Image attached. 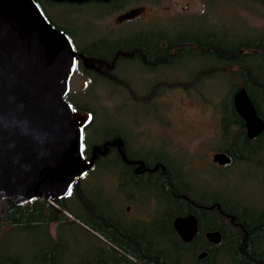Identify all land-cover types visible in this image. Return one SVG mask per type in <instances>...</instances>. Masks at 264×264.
I'll list each match as a JSON object with an SVG mask.
<instances>
[{
  "label": "trees",
  "instance_id": "obj_1",
  "mask_svg": "<svg viewBox=\"0 0 264 264\" xmlns=\"http://www.w3.org/2000/svg\"><path fill=\"white\" fill-rule=\"evenodd\" d=\"M34 1L49 24L68 37L76 54L74 73H80L85 79L93 74L106 83L122 87L132 100L146 103L147 94L144 96L136 94L128 80L117 72L122 63L137 62L143 69L152 71L162 66H170L181 54H196L207 60L210 65L203 69L204 72H199L187 80L191 86L202 77L209 76V80H212L224 70L228 71L230 80L226 100L228 105L223 102L218 107L217 103H214V111L219 116L223 147L220 150L230 158V163L222 167L242 163L258 164V167L264 168L263 163H258L254 159L259 146L264 144V132L259 137L249 140L246 137L244 122L236 114L232 103L233 94L239 88H245L258 115L264 121V65L252 62L260 60L264 63V43L233 42L229 38L227 41L225 36L213 29L193 37L170 38L167 34L150 32L137 36H123L112 41L110 39L114 37L113 34L104 36L95 32L83 34L78 28L70 30L69 26L62 23H53L47 13L48 9L55 5L74 7L97 5L81 6L51 0ZM159 1L134 0L133 4L137 2L158 4ZM259 1L258 6L264 8V0ZM205 2L207 0H203L204 4ZM124 3V0H113L108 10L129 5ZM205 10L204 6L202 14ZM73 94L68 90L66 101L72 106L74 114L82 112L89 115L88 122L80 126L83 128L82 152L85 160H91L94 149L102 152L105 142L114 143L118 138L122 141L120 149L124 158L131 161L139 160L146 168L155 169L153 175H146L137 184L136 179L132 178L136 184L134 191L142 187L146 191L155 192L152 195L151 192L146 194V199H153L157 208L154 217L146 223L144 239L132 238L123 230L113 227L104 217L102 199H105L106 192L102 184H97V178L94 176L102 166L100 159L111 161L117 166L116 170L120 175L126 171L116 148L107 147L106 154L95 155V164L89 175L95 182L93 185L89 183L80 185L77 180L67 196L57 200L38 198L23 205H15L9 199H0V240L5 236L2 232L3 226L12 227L10 235L14 232H34L41 239L38 246L48 254L41 261L42 264H78V259L58 256L60 251L64 254L69 253L65 236L72 234L76 229L83 232L93 251L102 252L113 264H264V202L261 201L257 205L238 199L230 202L225 199L227 196L223 193L212 192L211 187L207 190L203 187L195 190L182 180L184 175L181 168L174 167L164 157L149 158L147 154H151L150 152L145 156L134 154L133 149L128 147L131 143L125 134L115 133L100 142L91 141V135L100 134L93 126L95 114L90 106L71 100ZM155 163L159 164L155 166ZM120 178L119 181L122 182L120 188L123 189L125 179L122 175ZM95 193L99 195L98 209L94 199ZM188 214L196 216L199 230L190 243H184L173 229L172 221L176 217ZM52 225L56 229L54 235L49 229ZM209 231H218L221 234L219 244H211L205 238V233ZM202 252H205L206 256L199 259L198 255ZM13 261L14 257L0 251L2 264H14Z\"/></svg>",
  "mask_w": 264,
  "mask_h": 264
},
{
  "label": "rangeland",
  "instance_id": "obj_2",
  "mask_svg": "<svg viewBox=\"0 0 264 264\" xmlns=\"http://www.w3.org/2000/svg\"><path fill=\"white\" fill-rule=\"evenodd\" d=\"M124 1V5H129L116 9L114 15H103L106 8L102 6L70 5L52 6L47 13L53 23H62L70 30L78 28L83 34L95 32L104 36L113 34L112 41L150 32L167 34L170 38L193 37L213 29L227 41L229 38L233 42L264 43V8L258 6L259 0H207L205 4L203 0H160L158 4ZM204 6L206 10L202 14ZM133 9H140L141 15L117 21L119 16ZM190 55L181 54L170 66L152 71L143 69L137 62L119 65L117 72L128 80L131 89L140 96L147 94L146 103L132 100L122 87L106 83L93 74L85 79L80 73H73L70 78L69 92L74 93L70 99L92 108L96 117L93 126L100 134L91 135V141L100 142L115 133L125 134L134 154L145 156L150 152L149 158L164 157L174 167L181 168L182 180L193 189L211 187L212 192L226 195L227 201L238 199L260 204L264 202V168L242 163L222 167L212 161L213 155L223 148L214 103L218 107L223 102L228 105L229 72L224 70L212 80L209 76L202 77L191 86L187 80L204 72L210 63L196 54ZM252 62L264 65L260 60ZM73 117L79 126L89 120V115L82 112ZM254 159L264 165V144L259 146ZM100 162L102 166L94 175L97 184L104 186L106 196L113 200L114 210H118L119 202L125 208L128 203L122 202V193L114 189V183L112 185V179L108 177L117 172V166L104 159ZM128 190L131 192L132 188ZM135 192L136 195L140 192L141 199L130 202V213L125 219L128 221L129 217L144 214L148 221L151 220L157 204L153 199L147 200L146 194L155 192L142 187ZM11 228L2 227L5 236L0 240V251L14 257V264H42L48 254L38 246L41 239L32 231L10 235ZM49 229L54 235L55 226ZM65 241L69 253L60 251L58 256L78 259V264H113L102 252L89 247L79 229L66 234Z\"/></svg>",
  "mask_w": 264,
  "mask_h": 264
},
{
  "label": "water",
  "instance_id": "obj_3",
  "mask_svg": "<svg viewBox=\"0 0 264 264\" xmlns=\"http://www.w3.org/2000/svg\"><path fill=\"white\" fill-rule=\"evenodd\" d=\"M138 13L132 10L117 21ZM75 59L68 37L49 24L34 0H0V199L15 205L38 198L61 199L91 169L95 152L106 154L104 146L102 152L93 150L90 163L83 156V130L66 101ZM232 103L246 137H259L264 121L245 88L233 94ZM212 161L224 166L230 158L217 152ZM172 226L184 243H190L199 230L193 214L174 218ZM205 238L217 245L221 234L209 231ZM205 256L202 252L198 258Z\"/></svg>",
  "mask_w": 264,
  "mask_h": 264
},
{
  "label": "flooded vegetation",
  "instance_id": "obj_4",
  "mask_svg": "<svg viewBox=\"0 0 264 264\" xmlns=\"http://www.w3.org/2000/svg\"><path fill=\"white\" fill-rule=\"evenodd\" d=\"M113 3V0H108V1H103V0H87V1H84L82 3H80L79 5L83 6V5H90V4H94V5H97V6H102L104 8H106V13L103 14V15H114V12H116L115 10H108L110 9V4ZM120 8L122 7H119L117 8V10H120ZM133 10H138L139 13L137 15H141V11L140 9H133ZM132 11V10H131ZM130 11L122 14V15H125L127 13H129ZM82 128V127H81ZM83 130V128H82ZM117 141H114V144L111 145L112 143H109V142H105L104 143V146L106 147H115L116 148V151L118 152L119 154V157L120 159L122 160L123 164H124V167L126 168V171L124 173H122L121 175L124 177L125 179V187L122 189L120 188L122 182H120L119 180H121V175L120 173H113L111 174L112 176H109L111 177L112 179V185L114 183V189L118 190L120 193H122V202L124 203H128L125 208H123L119 202L118 204V210H114L112 208V201L113 200H110V198H108L107 196L105 197V199H102L104 201L102 207L105 209V218L109 221L110 224H112L113 227H115L116 229L118 230H123L124 233H127L128 235H130L132 238L134 239H144V231H145V226H146V223H147V218L145 217V215H138L136 217H129L128 218V221L125 219L127 216H129V213H130V209H131V203L132 201H136L137 199L140 200V196L139 194L136 195V192L134 191V189H136V184L142 180L143 177H145L146 175L148 174H151L153 175L155 173V169L151 170L149 168H146L144 166V163H142L141 161L139 160H135V161H131V160H127L126 158H124V156L122 155V152H121V149H120V146L122 144V141L118 138H116ZM120 140V143L118 145V141ZM104 146H103V149L102 151L104 150ZM100 151V150H99ZM98 154V155H101L100 153L98 152H95L94 154V162H93V165L91 167L90 170H88L82 177L80 178H77L75 180V182L78 180V183L80 185H84L86 183H89L91 185H93L95 182L93 181V179H90L89 178V175H91V170L92 168L94 167V164H95V155ZM93 158V152H92V156H91V160ZM90 160V161H91ZM90 161H87V163H90ZM157 166L158 164L155 163ZM154 166V168H155ZM157 169V168H156ZM135 178L136 179V184L133 183L134 180L133 179ZM74 182V183H75ZM83 187V186H82ZM131 187L132 190L131 192L128 190V188ZM97 192H99L97 190ZM69 193V191L66 193L65 196H67V194ZM96 195V196H95ZM94 195V199L97 203L96 205V208L98 209V206H99V198H98V193H95ZM103 209V210H104ZM102 214V213H101ZM126 230V231H124ZM129 236V237H130Z\"/></svg>",
  "mask_w": 264,
  "mask_h": 264
},
{
  "label": "bare ground",
  "instance_id": "obj_5",
  "mask_svg": "<svg viewBox=\"0 0 264 264\" xmlns=\"http://www.w3.org/2000/svg\"><path fill=\"white\" fill-rule=\"evenodd\" d=\"M71 67H72V62H69V63H68V68H69V70L71 69Z\"/></svg>",
  "mask_w": 264,
  "mask_h": 264
}]
</instances>
